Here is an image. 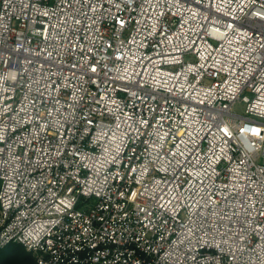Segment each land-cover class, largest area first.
<instances>
[{"label": "built area", "instance_id": "built-area-1", "mask_svg": "<svg viewBox=\"0 0 264 264\" xmlns=\"http://www.w3.org/2000/svg\"><path fill=\"white\" fill-rule=\"evenodd\" d=\"M14 242L37 264H264V0H0Z\"/></svg>", "mask_w": 264, "mask_h": 264}, {"label": "trees", "instance_id": "trees-1", "mask_svg": "<svg viewBox=\"0 0 264 264\" xmlns=\"http://www.w3.org/2000/svg\"><path fill=\"white\" fill-rule=\"evenodd\" d=\"M0 264H37V262L22 244L14 242L0 249Z\"/></svg>", "mask_w": 264, "mask_h": 264}, {"label": "rangeland", "instance_id": "rangeland-1", "mask_svg": "<svg viewBox=\"0 0 264 264\" xmlns=\"http://www.w3.org/2000/svg\"><path fill=\"white\" fill-rule=\"evenodd\" d=\"M244 110H245V104L242 102H236L233 105V111H235L238 114H244Z\"/></svg>", "mask_w": 264, "mask_h": 264}]
</instances>
